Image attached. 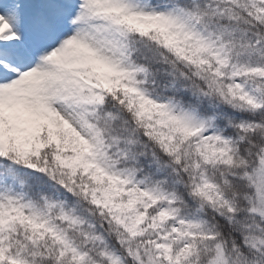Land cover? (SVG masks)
Listing matches in <instances>:
<instances>
[{"label": "snow or ice", "instance_id": "1", "mask_svg": "<svg viewBox=\"0 0 264 264\" xmlns=\"http://www.w3.org/2000/svg\"><path fill=\"white\" fill-rule=\"evenodd\" d=\"M0 264H264V0H0Z\"/></svg>", "mask_w": 264, "mask_h": 264}]
</instances>
